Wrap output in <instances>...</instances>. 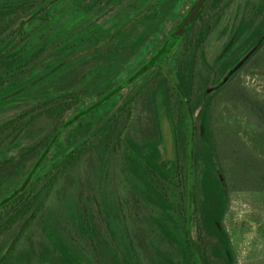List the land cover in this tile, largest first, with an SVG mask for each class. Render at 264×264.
I'll return each instance as SVG.
<instances>
[{
	"label": "trees",
	"instance_id": "trees-1",
	"mask_svg": "<svg viewBox=\"0 0 264 264\" xmlns=\"http://www.w3.org/2000/svg\"><path fill=\"white\" fill-rule=\"evenodd\" d=\"M121 1L0 0V102L28 97V105L0 122V202L9 197L0 204V239L6 236L0 264H103V248L113 264H147L132 234L130 204L161 227L179 257L173 264H238L225 224L231 194L264 193V93L239 79L247 65L264 63V0H204L176 37L192 9L181 8L183 0L126 5L134 7L124 13L135 37L129 53L142 47L141 56L113 81L116 71L100 70L116 62L103 57V44L123 27L110 32L104 20L88 21L90 13L107 14ZM62 20L69 29L56 31ZM222 22L223 43L209 58L207 40ZM99 23L95 46L91 30ZM90 60L96 64L68 77ZM143 107L150 115L140 118L135 136L127 130L129 120ZM88 162L94 163V193L78 189L64 212L88 255L94 254L92 263L47 215L63 178L80 179ZM118 169L131 195L124 197ZM95 212L103 224L96 223ZM36 224L45 238L40 251L28 237Z\"/></svg>",
	"mask_w": 264,
	"mask_h": 264
},
{
	"label": "rangeland",
	"instance_id": "rangeland-1",
	"mask_svg": "<svg viewBox=\"0 0 264 264\" xmlns=\"http://www.w3.org/2000/svg\"><path fill=\"white\" fill-rule=\"evenodd\" d=\"M148 0H122L118 3L115 7L109 9L110 12L105 14L103 13H90V20L87 19L85 21H105V29L110 32L117 30L119 27H123V33L117 35L115 38L111 39L108 43L103 44L105 49L103 52L104 58H110L111 60H116L115 65L109 66L105 65L101 68V73L112 74L115 71L117 74L111 80H120L121 77L126 76V73L130 72L131 69L134 67V61L137 57L141 56L142 47L137 49L134 54L131 55V44L135 37L130 36L129 32L131 31V26L126 25L127 21L129 20L127 16L124 19V13L130 9L126 10V5L130 4L134 6L135 4L144 5L145 2ZM241 1V0H240ZM243 1V0H242ZM103 2V1H102ZM239 4V3H238ZM108 6V4H107ZM109 7V6H108ZM121 8H125L120 12L119 16L113 17L112 19H108L110 15L119 12ZM77 9V8H75ZM81 7L78 8V13L75 15L80 14ZM82 11V10H81ZM136 10H131L134 13ZM233 9L230 8L227 11L226 19L232 14ZM77 15V16H78ZM61 16V14H60ZM76 17V16H75ZM74 17V18H75ZM88 18V17H86ZM75 21V19H73ZM63 20L58 23V27L63 24V28H59L56 31L63 32V29H69L68 22L62 23ZM77 24V23H76ZM96 25L91 30L92 32H96L92 37L93 44L98 45L97 42L100 39L101 34L97 32L100 31V25ZM223 22L219 24V27L212 31L211 35L207 40V55L209 58H212L215 53L221 48V45L224 40V33L222 31ZM78 24L76 25L77 28ZM75 27V26H74ZM73 27V28H74ZM107 31V32H108ZM88 32H84L82 35L78 36L77 38H72L73 41H77L81 39V37ZM113 41V42H112ZM137 42V39H135ZM122 42V44H120ZM119 43V45H118ZM67 44V43H66ZM113 44L114 49H109V45ZM134 44V43H133ZM102 46V45H100ZM80 48V45L77 46ZM130 50V51H129ZM129 56V57H128ZM95 61L90 60L86 64H80L74 71L69 75L71 79L75 76L83 74L84 70L90 69L91 66L95 65ZM98 66L96 65L93 70H95ZM119 67V68H118ZM91 72V70H90ZM115 72V73H116ZM91 75V74H89ZM100 75L98 76V78ZM242 84L254 88L256 87L261 93H264V63L261 67H253V64L247 65L241 74L240 78ZM109 87V85L107 86ZM97 88H100L97 85ZM106 88V86H104ZM28 97L24 95H16V96H8V99L4 100V102H0V122L5 118L12 116L19 112L23 106L28 105L27 102ZM236 100L235 98H232ZM233 102V101H232ZM230 102V105L233 106V103ZM13 103H21L20 107H14ZM239 103H237L238 105ZM109 105L105 106L104 110H107ZM144 108V113L140 110L135 113L131 117L132 124L129 125V132L135 136L138 135V128H139V120L141 117H148L150 115L149 110ZM240 109L242 106L240 104ZM240 111V110H238ZM242 111H245L244 109ZM238 114V112H237ZM142 119V118H141ZM155 119V118H154ZM163 130L167 140V155H171L172 153V138H171V128L168 119L164 116L163 117ZM36 141V140H33ZM94 163L88 162L85 166V171L81 173V178H77V174H74L69 178V175L64 177L62 180L60 192L57 194L54 201L51 202L50 208H48L47 215L50 219V223L53 225V228H57L61 231L62 235L66 240H70V242H77L76 246L79 248L87 247V243L85 240H82L77 233H75L69 223V219H67L64 207L67 204H73L75 198L77 197L78 189L84 190V195L93 194L95 190V185L93 183V175L92 171L94 169ZM118 174L122 177L119 181H123L120 187L124 193V197L126 195H131L127 191L131 186L128 180L125 178V175L122 173V169H118ZM80 182V183H79ZM93 209V208H92ZM94 211L96 209H93ZM129 215V222L131 223L132 234L135 238V244L140 242V250H142V256L147 264H173L179 261V257L174 251V248L169 246L165 243L164 239L161 236V227L151 220L148 215L145 214L144 210L138 209L135 210L133 204H130L127 209ZM95 221L97 224H103L98 212H95ZM225 224L227 229L229 230L233 247L236 254V260L238 264H264V193L258 191H243L237 190L232 192L231 194V206L230 209L225 217ZM100 229L103 230L104 239L108 238V233L105 229V226H100ZM32 235V239L36 244L37 251H40V243L42 240H45L44 233L42 227L39 224H36L30 231L29 236ZM29 239V238H28ZM6 240V236L3 235L0 239V246L4 244ZM142 240V241H141ZM30 241H26L25 248L22 249V254L25 253L26 249L28 248ZM82 251V249H81ZM85 252V253H84ZM83 252L86 257L89 258L90 262L96 261L94 259V254L91 251V255H88L89 249L85 248ZM103 255H105L104 261L102 260L103 264H113L111 261L108 251L103 248L102 250ZM96 256V254H95ZM85 257V256H84ZM88 260V262H89ZM101 261V259H100Z\"/></svg>",
	"mask_w": 264,
	"mask_h": 264
},
{
	"label": "water",
	"instance_id": "water-1",
	"mask_svg": "<svg viewBox=\"0 0 264 264\" xmlns=\"http://www.w3.org/2000/svg\"><path fill=\"white\" fill-rule=\"evenodd\" d=\"M203 1H204V0H199V1L197 2L196 6H195V7L189 12V16H188V18L184 21V23H183V25L180 27V29L177 30V31H175V32L173 33V36H174V37H176V36H178V35H182V34L185 32L187 24L190 22V20H192V19L194 18V16H195L196 13L198 12V9H199L200 6L202 5ZM24 187H25V184L22 185L21 189H23ZM13 195H14V194H13ZM10 197H11V196H10ZM8 198H9V197H8ZM8 198H6V199L3 200L2 202H0V204L3 203V202H5V201H7Z\"/></svg>",
	"mask_w": 264,
	"mask_h": 264
},
{
	"label": "flooded vegetation",
	"instance_id": "flooded-vegetation-1",
	"mask_svg": "<svg viewBox=\"0 0 264 264\" xmlns=\"http://www.w3.org/2000/svg\"><path fill=\"white\" fill-rule=\"evenodd\" d=\"M193 1H195V6H196V4H197V2H198L199 0H193ZM182 2H183V3H182L180 6H181V8H183L184 10H189V9H191V8L193 9V7H192V3H191L192 0H185V1L183 0ZM195 6H194V7H195ZM192 9H191V10H192ZM191 10H190V11H191ZM188 16H189V13L187 14V17H186L184 20H186V19L188 18ZM181 18H182V17H181ZM183 22H184V21H183Z\"/></svg>",
	"mask_w": 264,
	"mask_h": 264
}]
</instances>
